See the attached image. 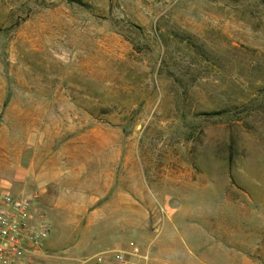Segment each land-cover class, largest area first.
<instances>
[{"label": "rangeland", "instance_id": "1", "mask_svg": "<svg viewBox=\"0 0 264 264\" xmlns=\"http://www.w3.org/2000/svg\"><path fill=\"white\" fill-rule=\"evenodd\" d=\"M81 1L0 0V191L39 196L50 254L264 264V0ZM91 131L127 216L71 210L99 191L45 184V162Z\"/></svg>", "mask_w": 264, "mask_h": 264}, {"label": "built area", "instance_id": "2", "mask_svg": "<svg viewBox=\"0 0 264 264\" xmlns=\"http://www.w3.org/2000/svg\"><path fill=\"white\" fill-rule=\"evenodd\" d=\"M39 196L0 191V264H76L68 256L48 253L43 244L50 235L47 216L38 208ZM112 255L118 264H132L121 251L102 252L87 259L102 263Z\"/></svg>", "mask_w": 264, "mask_h": 264}, {"label": "crops", "instance_id": "3", "mask_svg": "<svg viewBox=\"0 0 264 264\" xmlns=\"http://www.w3.org/2000/svg\"><path fill=\"white\" fill-rule=\"evenodd\" d=\"M100 141L101 135L98 132H87L85 134H82L80 138H78V140L71 141V144H68L67 149H65V154L63 152L64 150H61L58 155L51 156L45 162L44 166V178L46 180L45 184L50 188L56 189H74L83 187L95 188L97 191H99L98 194L85 199V203H83L81 206L75 207L71 210H80L85 214L90 211L89 216H93L96 214H103L113 209L123 211L127 216V202H132V198H127L126 196H113L109 198L107 196L115 187L114 168L112 169L113 171H107V175L100 177ZM81 147L84 148L86 152L89 151L91 155H86L85 157L81 158V156L78 155ZM113 163L114 160H112V164ZM83 164L86 166V168L87 166H91L90 168H93L95 165L96 168L98 167V170L88 171L87 169H85V171H82V169L76 167L77 165ZM82 173H86V180L84 179V177H82ZM87 173L89 174L87 175ZM5 190L10 191V188L7 187ZM105 200H108V202L100 206V204H102V202ZM115 206L120 207L114 209ZM121 206L123 207L121 208ZM77 249L82 250V253H85V258H87L85 260H82L80 258L74 257L75 259L80 260V262L76 264H118L117 262L113 263L107 261H104L102 263H99L97 261L85 262L87 259H90L99 253L93 254L95 247L92 245L85 247L78 245L76 247V250ZM117 251L127 252L125 248ZM135 264H137V262Z\"/></svg>", "mask_w": 264, "mask_h": 264}, {"label": "trees", "instance_id": "4", "mask_svg": "<svg viewBox=\"0 0 264 264\" xmlns=\"http://www.w3.org/2000/svg\"><path fill=\"white\" fill-rule=\"evenodd\" d=\"M68 1L71 4L77 3L78 5L86 7L85 6L86 4H84L81 0H68ZM183 43H186L187 50L193 51L195 53L199 52V47L195 44V42L193 41V39L190 36L187 37V35H182L181 39L177 42V44L179 46H182ZM194 50H196V51H194ZM179 71L180 70L178 68L177 69L175 68L174 72H172L173 73L172 75H173V77H175V80L178 83H181V86H184V83H185L184 78L182 76H180ZM186 76L189 77L188 75H186ZM237 83L240 84L239 87L243 93L248 91V87H250V83L247 80L245 81V80H243V78H240V75H239V81ZM188 91H189V88L186 89V92H185L186 96L188 95ZM244 99H246V98L244 97ZM243 101H247V100H243ZM241 103H243V102H241ZM254 104H258V101L257 100L248 101L247 104H245L246 105L245 109L246 110L249 109ZM237 107L238 106H234V108H232L231 106H229L226 109L220 110L218 112H205V113L197 114V116L219 118L220 120H223L226 118V120H227V119H230V117L236 116L237 113L235 112V110L237 109Z\"/></svg>", "mask_w": 264, "mask_h": 264}]
</instances>
